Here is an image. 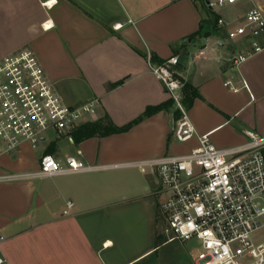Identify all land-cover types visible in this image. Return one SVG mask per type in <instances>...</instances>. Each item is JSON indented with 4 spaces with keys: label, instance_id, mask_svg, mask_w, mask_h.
Segmentation results:
<instances>
[{
    "label": "crops",
    "instance_id": "1",
    "mask_svg": "<svg viewBox=\"0 0 264 264\" xmlns=\"http://www.w3.org/2000/svg\"><path fill=\"white\" fill-rule=\"evenodd\" d=\"M213 1L0 0V59L31 49L65 103L94 101L87 121L126 127L85 137L75 128L55 132L39 149L23 143L0 156V175L37 169L47 153L126 163L187 152L207 132L219 147L246 143L247 131L264 136V50L234 64L241 46L217 25L218 16L238 18L254 4L264 10V0L219 9ZM174 54L198 92L187 104L196 135L183 143L173 136L171 95L150 67V57ZM160 194L152 167L125 164L0 181V264H159L168 241Z\"/></svg>",
    "mask_w": 264,
    "mask_h": 264
},
{
    "label": "built area",
    "instance_id": "2",
    "mask_svg": "<svg viewBox=\"0 0 264 264\" xmlns=\"http://www.w3.org/2000/svg\"><path fill=\"white\" fill-rule=\"evenodd\" d=\"M237 0H215L223 7ZM217 25L229 39L241 44L232 57L239 65L264 50V10L251 6L243 16L220 15ZM118 26V25H116ZM180 57L162 62L150 57L151 71L171 95L177 110L173 136L186 142L196 135L184 101L185 80L177 71ZM225 84H231L229 80ZM233 90L239 87L230 85ZM97 113L94 101L73 106L65 103L47 77L35 53L28 48L0 59V156L11 154L23 143L36 147L48 131L62 132L87 121ZM246 143L219 147L210 132L198 135L189 151L152 159L95 164L76 155L58 159L44 154L34 170L0 175V181L52 177L118 167H152L159 180L165 217L166 240H193L198 244L195 264H264V136L247 131ZM68 209L74 204L68 199ZM3 236H0V240Z\"/></svg>",
    "mask_w": 264,
    "mask_h": 264
},
{
    "label": "rangeland",
    "instance_id": "3",
    "mask_svg": "<svg viewBox=\"0 0 264 264\" xmlns=\"http://www.w3.org/2000/svg\"><path fill=\"white\" fill-rule=\"evenodd\" d=\"M214 8L219 9V6H214ZM211 21L213 22L217 15L214 11H211ZM240 46L242 43H238ZM55 135V131L51 130L47 132V138ZM39 149L41 144L38 145ZM166 193L161 192L160 199L161 203L165 199ZM258 238L264 240V228L258 233ZM198 244L189 240L182 242L180 240H170L164 243L158 252L159 264H195V258L198 254Z\"/></svg>",
    "mask_w": 264,
    "mask_h": 264
},
{
    "label": "trees",
    "instance_id": "4",
    "mask_svg": "<svg viewBox=\"0 0 264 264\" xmlns=\"http://www.w3.org/2000/svg\"><path fill=\"white\" fill-rule=\"evenodd\" d=\"M163 60L164 59L156 60L154 56H152V61L154 62H162ZM183 93L186 105L190 103L192 98L198 94L197 90L188 82H185V85L183 87ZM74 128L76 130L74 134L77 137L91 136L99 131L104 134H107L113 131H120L126 129V127L113 128L112 126L107 125L103 119L95 121H86L75 126Z\"/></svg>",
    "mask_w": 264,
    "mask_h": 264
}]
</instances>
